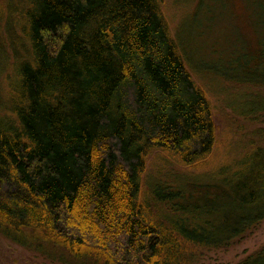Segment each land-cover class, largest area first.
<instances>
[{"label":"trees","instance_id":"1","mask_svg":"<svg viewBox=\"0 0 264 264\" xmlns=\"http://www.w3.org/2000/svg\"><path fill=\"white\" fill-rule=\"evenodd\" d=\"M160 5L0 0L12 14L3 36L18 33L27 53L0 116L3 239L56 264H194L264 220V131L219 151ZM242 73L228 80L264 92V67ZM235 106L264 124V96ZM153 154L176 184L169 167L142 182ZM217 155L231 158L211 163ZM237 264H264V246Z\"/></svg>","mask_w":264,"mask_h":264},{"label":"rangeland","instance_id":"2","mask_svg":"<svg viewBox=\"0 0 264 264\" xmlns=\"http://www.w3.org/2000/svg\"><path fill=\"white\" fill-rule=\"evenodd\" d=\"M263 0H161L160 11L169 35L175 40L184 65L194 83L201 88L209 102L212 124L215 129V144L222 152L242 145L247 134L257 129L264 131V124L248 121L234 114L233 107L243 96H264L258 87L237 84L228 77L244 76L243 69L260 70L264 67L261 57V41L264 39V21L260 20ZM258 3H260L258 5ZM3 6V3H1ZM11 15L0 12V27L12 25ZM0 29V116L8 114L12 66L26 58V52L18 48L12 31L5 37ZM22 59V60H21ZM243 68V69H242ZM226 79V80H225ZM248 88V90H247ZM234 108H238L235 106ZM244 120V122L242 121ZM262 131V132H263ZM257 133V132H256ZM241 134V135H240ZM224 154V153H223ZM167 156H150L142 182L147 185L157 175L169 170L164 179L171 185L178 174L169 166ZM227 157V158H226ZM226 156H215L211 163L229 160ZM158 173V174H157ZM156 176L154 178V176ZM264 246V220L243 238L227 248L203 250L196 253L194 264H237ZM0 264H56L10 243L0 236Z\"/></svg>","mask_w":264,"mask_h":264}]
</instances>
